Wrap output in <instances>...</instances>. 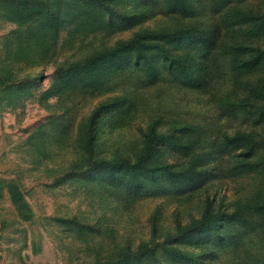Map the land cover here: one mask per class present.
Returning a JSON list of instances; mask_svg holds the SVG:
<instances>
[{
    "label": "rangeland",
    "instance_id": "374dc122",
    "mask_svg": "<svg viewBox=\"0 0 264 264\" xmlns=\"http://www.w3.org/2000/svg\"><path fill=\"white\" fill-rule=\"evenodd\" d=\"M4 1L0 0V264H156L148 258L115 260L125 246L134 250L141 242H149L159 247L167 234L175 232L177 223L185 225L198 218L206 205L248 216L243 208L258 190L261 175L237 168L241 151L221 147L220 134L254 131L264 136V122L253 126L219 107V97L242 95L230 55L218 57L220 73L210 79L211 74L201 69L204 48L170 44L174 54L191 52L198 64L194 75L199 74V88L193 81L178 85L167 70L152 81L134 63L133 51L98 68L89 67L87 55L145 30H160L177 18L163 13L160 0L155 5L153 0H114L123 14L141 8L143 14L129 20L96 6L86 8L83 0H34L40 12L32 11L35 3L29 0L26 6L25 0ZM191 1L200 6L192 20L206 22V0ZM262 1L239 2L244 10L258 11ZM45 3L66 20L55 37L46 39L47 46L41 39L50 31L42 12ZM87 9L101 14V19L93 22ZM83 22L88 24L87 31L79 27ZM212 51V55L219 52ZM147 56L154 65L162 63L156 51ZM76 61L81 72L93 69V75L61 85L66 76H60L59 70L66 71ZM117 68L122 72H115ZM99 75L101 80L94 84L93 77ZM263 76L254 71L240 76V82L255 84ZM119 96L130 102L103 113L96 125L99 158L133 156L143 131L158 119V133L170 130L175 122L192 132L200 129V143L191 151L204 153L203 167L197 169L207 171L192 183L173 186L164 178L151 183L137 177L131 182L124 172L89 170L80 159L78 128L96 106ZM262 158L264 151L249 160ZM164 162L178 170L187 167L179 149H167ZM10 188L22 198L19 205L12 201ZM253 227L224 225V244L199 236L172 246L189 253L201 251L204 264H264V227ZM157 256L159 264H191L170 261L160 252Z\"/></svg>",
    "mask_w": 264,
    "mask_h": 264
},
{
    "label": "trees",
    "instance_id": "16d2710c",
    "mask_svg": "<svg viewBox=\"0 0 264 264\" xmlns=\"http://www.w3.org/2000/svg\"><path fill=\"white\" fill-rule=\"evenodd\" d=\"M5 0L4 2H6ZM33 9L39 12L40 5L34 0ZM85 7L94 6L103 9L108 14L121 16L124 20L132 18L138 19L143 14L139 7H134L133 14L124 13L117 8L114 0H83ZM163 1L162 8L164 14L171 18H177L170 22L166 27L160 30H145L137 33L133 38L126 42L117 41L113 46L100 49L87 55V66H96L97 68L108 60L116 61L129 51L134 52L133 61L138 66L143 67L147 75L152 77V81L160 74L161 71L167 70L173 75V79L185 85L193 81L197 87H201L199 74L194 75L198 70V64L193 58L191 52L173 53L170 44L177 42L188 43L196 47L204 48L206 59L201 63V69L211 74L210 79L217 73H220V65L217 63L219 56L230 55V66L234 73L237 88L242 87V95L238 93L225 95L218 98V105L229 113L237 114L242 117V121L253 126L260 125L264 122V76L255 84L240 82V76L250 74L254 71H261L264 75V42L260 43V38L264 35V0L262 8L258 11L244 10L240 6V0H206L205 7H208L207 21L192 20L196 16L198 7L191 0H160ZM149 3L148 0L144 1ZM158 1L153 0L152 5ZM199 3L201 0L198 1ZM28 1H23L26 6ZM77 5V3L75 4ZM200 5V4H199ZM43 6V4H42ZM146 11L147 6L146 5ZM86 7V8H87ZM87 17H93V22L101 19L102 15H93L92 10L87 9ZM45 11V12H44ZM223 11L224 13H222ZM17 13V11H15ZM42 12L46 16L45 22L47 29L50 30L41 37L44 46H47L46 39L51 40L55 37L58 27L65 23L66 20L60 18V12L53 9L50 4L45 3ZM217 12V13H216ZM219 13V14H218ZM64 12H62V16ZM89 20V19H88ZM79 27L87 31L88 24L83 22ZM53 30V31H52ZM236 39L234 40V38ZM212 50H219L217 55H212ZM156 51L162 63L157 66L148 59L147 52ZM61 68L60 76H66L61 85L67 86L72 81L80 78L91 77L95 70L81 72L79 62L76 61L74 66L66 71ZM115 72H122L119 70ZM77 71V74L76 73ZM97 70V69H96ZM253 70V71H252ZM65 71V72H64ZM69 72V73H68ZM71 73V74H70ZM113 73V72H112ZM42 74L37 76L42 78ZM95 78V79H94ZM102 76H94L92 82H99ZM207 82V81H206ZM95 84V83H94ZM60 84H58V87ZM130 102L126 97H114L107 103L99 104L94 108L88 119L80 125L78 134V144L80 147V159L89 168L94 171H111L124 172L131 182L137 177H142L145 182L155 183L160 178H164L170 185H181L192 183L198 179L201 173L207 170L197 169L201 165L204 153H192V148L200 143L199 129L192 132V128L175 122L170 130L158 133L159 120H152L144 133L140 148L134 152L133 156H117L113 159L99 158L96 155V125L101 115L111 109H120ZM192 134L194 138H191ZM185 140H187L185 144ZM219 144L221 147L228 148L230 151H241V158L237 168L242 170L258 172L260 176L259 188L252 198H249L244 205V212H229L225 209L213 210L206 205L198 218L185 225L177 223L175 232L169 233L166 240L159 245H152L149 242H141L136 249L125 246L120 250L116 257V262L121 259H135L140 261L148 258L152 262L159 264L158 252L164 254L170 261H183L191 264H204L202 252L189 253L181 249L178 245L184 241L197 239L199 236H207L209 239H217L219 244H224L226 239L221 231L226 224H236L241 228L254 229L253 225L259 228L264 227V158L250 162L249 159L264 151V136L256 132L236 131L233 134L221 133ZM184 146V147H183ZM179 149L183 157L187 160L185 170H178L173 164L164 162V155L167 149ZM203 167V165H201ZM140 185L139 187H142ZM12 201L15 205L22 202V198L10 188ZM1 196V195H0ZM241 213V214H240ZM255 216V218H252Z\"/></svg>",
    "mask_w": 264,
    "mask_h": 264
}]
</instances>
